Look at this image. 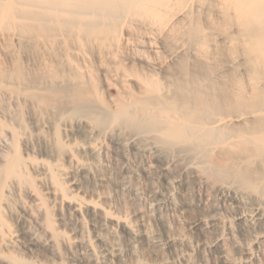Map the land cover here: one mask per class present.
Instances as JSON below:
<instances>
[{
  "label": "rangeland",
  "instance_id": "374dc122",
  "mask_svg": "<svg viewBox=\"0 0 264 264\" xmlns=\"http://www.w3.org/2000/svg\"><path fill=\"white\" fill-rule=\"evenodd\" d=\"M160 9L161 19L123 18L104 43L59 32L22 47L0 30V73L17 64L36 81L0 78V264H264V189L209 177L216 148L207 157L163 145L157 131L92 119L144 98L145 78L169 98L184 78L181 57L189 66L213 63L216 74L242 73V56L211 28L223 17L222 0H169ZM192 16L208 26L204 45L184 35ZM205 49L218 53L204 58ZM54 69L55 82L73 85L89 111L76 112L71 101L58 107L46 90ZM14 152L21 164L7 176Z\"/></svg>",
  "mask_w": 264,
  "mask_h": 264
},
{
  "label": "bare ground",
  "instance_id": "6f19581e",
  "mask_svg": "<svg viewBox=\"0 0 264 264\" xmlns=\"http://www.w3.org/2000/svg\"><path fill=\"white\" fill-rule=\"evenodd\" d=\"M168 1L0 0V30L16 35L22 47L37 38L52 41L59 32L82 42L104 43L115 36L123 18L156 16L161 19L160 8ZM176 1L184 5L187 0ZM188 1L192 4L195 0ZM222 4L221 22L211 24V28L225 33V38L233 45V54L242 56V61L237 63L241 74L229 69L216 74L219 67H211V62L208 65L206 60L194 58L193 65L189 66L181 57L179 66L184 78L172 84L169 98L163 96L158 82L145 78L144 98L120 102L114 109L105 105L104 111L92 119L97 126L116 122L131 129L157 131L163 145L181 144L207 157L216 148V157H210L206 165L209 177L215 181L230 179L241 187L260 191L264 189V0H222ZM207 27L192 16L184 35L190 43L196 41L204 45L209 41ZM217 53L205 49L203 57L211 58V54ZM226 62L227 68L233 64L231 59ZM48 74L51 82L46 90L55 94L58 107L71 101L76 112L90 110L88 99L73 85L68 89L55 82L59 76L57 70ZM1 77L19 84L33 81L22 74L17 64L8 72L2 71ZM12 86L18 91L17 85ZM36 94L30 92V96L47 101ZM20 164L21 158L14 152L3 172L16 176Z\"/></svg>",
  "mask_w": 264,
  "mask_h": 264
}]
</instances>
